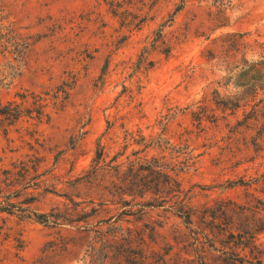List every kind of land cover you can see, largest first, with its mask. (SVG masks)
I'll return each instance as SVG.
<instances>
[{
  "label": "rangeland",
  "instance_id": "obj_1",
  "mask_svg": "<svg viewBox=\"0 0 264 264\" xmlns=\"http://www.w3.org/2000/svg\"><path fill=\"white\" fill-rule=\"evenodd\" d=\"M1 1L30 49L0 46V264L104 243L223 264L220 226L264 249V93L238 76L264 60V0Z\"/></svg>",
  "mask_w": 264,
  "mask_h": 264
},
{
  "label": "trees",
  "instance_id": "obj_2",
  "mask_svg": "<svg viewBox=\"0 0 264 264\" xmlns=\"http://www.w3.org/2000/svg\"><path fill=\"white\" fill-rule=\"evenodd\" d=\"M8 39L24 42L21 45V54L23 57L27 54L30 49V43L28 37L23 33L19 32L15 24L9 20L8 12L0 0V46L4 51L8 52L5 42ZM20 44V43H19ZM248 72L251 74L246 76L245 82L242 84L246 88V93H251L253 99L258 92L264 93V60H258L251 63V65L246 68H241L238 76L241 77L246 75ZM264 95V94H263ZM263 99H259L258 103ZM237 107V105L232 104V108ZM257 103H254L251 107L249 113L244 114L243 120L238 121L237 125H242L247 122L248 119L253 117L257 112ZM159 165H151L148 169L154 171L156 168L160 169ZM96 169V168H95ZM253 181L249 182H236L239 185H249ZM235 183V182H234ZM242 183V184H240ZM235 185V184H234ZM258 203L264 205L261 200ZM162 206V204H157ZM169 209L177 215L186 227L192 225L190 217V205L183 201H174L168 205ZM39 222L42 223H55L50 220L48 215L41 214L37 216ZM214 219V217H213ZM214 223V221H212ZM215 225V224H214ZM215 227V226H214ZM221 230L227 233L226 240L223 241V248L217 249L214 244L210 243L208 247L213 250L219 251L221 254V260L223 264H264V249H261L259 245L256 244L255 235L260 229H255L254 231L243 229L242 232L234 233L232 230H226L219 227ZM207 239V237L204 236ZM195 241L198 242V236L195 237ZM90 264H145L144 256L140 250L131 248L130 246H125L124 244L110 245L104 243L100 248L95 246L91 247V253L89 254ZM159 262L160 264H167L166 260L163 258L157 259L154 263ZM191 264L194 263L192 259ZM195 264H208L204 257L201 255L196 256Z\"/></svg>",
  "mask_w": 264,
  "mask_h": 264
}]
</instances>
